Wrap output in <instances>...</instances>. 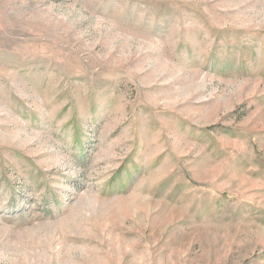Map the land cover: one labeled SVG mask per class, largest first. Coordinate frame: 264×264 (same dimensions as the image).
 I'll return each mask as SVG.
<instances>
[{
    "label": "rangeland",
    "instance_id": "obj_1",
    "mask_svg": "<svg viewBox=\"0 0 264 264\" xmlns=\"http://www.w3.org/2000/svg\"><path fill=\"white\" fill-rule=\"evenodd\" d=\"M0 264H264V0H0Z\"/></svg>",
    "mask_w": 264,
    "mask_h": 264
}]
</instances>
